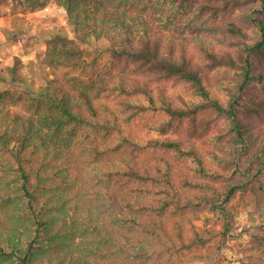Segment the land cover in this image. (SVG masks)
<instances>
[{"label": "trees", "instance_id": "1", "mask_svg": "<svg viewBox=\"0 0 264 264\" xmlns=\"http://www.w3.org/2000/svg\"><path fill=\"white\" fill-rule=\"evenodd\" d=\"M54 1L72 35L49 31L43 63L86 75L31 91L19 57L0 71L16 87L0 94V264H206L228 228L203 235L204 214H231L238 194L264 210V17L250 13L264 0L25 4ZM243 7L246 27L227 20ZM201 30L220 37L187 36ZM227 149L240 152L229 175L214 168L231 170ZM252 236L264 261V233Z\"/></svg>", "mask_w": 264, "mask_h": 264}, {"label": "rangeland", "instance_id": "2", "mask_svg": "<svg viewBox=\"0 0 264 264\" xmlns=\"http://www.w3.org/2000/svg\"><path fill=\"white\" fill-rule=\"evenodd\" d=\"M259 4L260 2L256 3L253 9L256 13H253L252 10H250V13L253 16L264 17V14L262 12L260 13V9L258 7L256 8ZM191 10L192 12L193 10L197 12L195 7ZM244 12H246L245 8H240L228 15L227 20L232 18L236 20L237 23L242 24L243 27H246L248 22L244 17ZM200 15L201 19L207 20V13H201ZM218 20H214L211 23L219 25ZM67 21L66 11L55 1L51 2L45 8L31 10L26 7L25 0H0V71L2 74L5 73L4 71L12 57L17 56L23 61V74L29 81L28 87L24 88L25 90L30 89L31 91H35L36 89L45 87L49 85V81L52 79L65 81L70 76L86 75L83 72L84 70H53L43 63V59L46 55L45 42L47 33L56 30L62 34L71 36L72 30L68 27ZM250 34L253 35V40L257 37L254 29L250 30ZM187 36H198L211 40L219 39L220 37L214 32L203 30L196 31L195 33L187 32ZM84 49L86 52L83 59L91 60L94 53H98L99 48L97 49V45H95L85 46ZM124 67V64L118 63L117 72H129L125 71ZM219 75L220 72L219 74H215L214 72L209 74V83L214 85L218 82L217 77ZM163 87L173 97H187L188 92L182 84L173 85L169 82ZM14 89H16L15 86H10L0 80V94L7 90L13 91ZM7 110L11 117L18 112H22L20 105L8 107ZM160 118L161 116L143 117L140 122H149L153 124ZM3 119L4 113L0 111V123ZM11 125L13 124L10 122V126ZM135 134L141 138H169L168 135L162 136L158 133L148 132L147 129L142 132L139 128L135 129ZM219 155L230 163L232 171L229 169V166L223 164H216L214 168L225 171L228 175L233 173L232 165L234 163L238 166L240 152H236L235 154L233 150L227 149V151L224 152L219 151ZM251 163L252 161L247 164V167H249ZM245 176L246 175H241V179H244L245 183L252 181L251 178L246 179ZM230 212L231 214L227 215L222 212H213L203 215L200 223L203 235L206 234L204 231L207 229H213L219 233L224 231L226 227L228 228V232L222 237L221 244L214 254V257L210 260H206V264H264V261H258L257 259L259 245L255 237L252 236L258 233H264V210L260 213L253 199L249 201V205L245 206L241 194H238L234 209L231 208ZM219 236L220 235H218L216 239H218ZM203 251L206 252V249Z\"/></svg>", "mask_w": 264, "mask_h": 264}]
</instances>
